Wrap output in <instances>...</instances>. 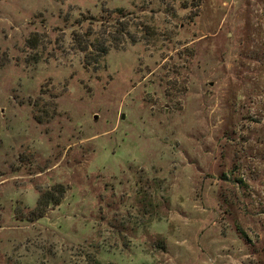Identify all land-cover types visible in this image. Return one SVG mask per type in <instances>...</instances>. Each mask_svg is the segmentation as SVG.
<instances>
[{
    "label": "rangeland",
    "instance_id": "374dc122",
    "mask_svg": "<svg viewBox=\"0 0 264 264\" xmlns=\"http://www.w3.org/2000/svg\"><path fill=\"white\" fill-rule=\"evenodd\" d=\"M108 262L264 264V0H0V264Z\"/></svg>",
    "mask_w": 264,
    "mask_h": 264
},
{
    "label": "trees",
    "instance_id": "16d2710c",
    "mask_svg": "<svg viewBox=\"0 0 264 264\" xmlns=\"http://www.w3.org/2000/svg\"><path fill=\"white\" fill-rule=\"evenodd\" d=\"M107 49H104V53H106ZM65 188L63 184H57L47 189L46 191H42L40 193V197L37 201V206L31 211V217L33 219L41 218L46 214L47 207L51 204L59 205L62 203V199L64 196ZM28 219H31L28 217ZM106 264H116L114 262H108Z\"/></svg>",
    "mask_w": 264,
    "mask_h": 264
}]
</instances>
